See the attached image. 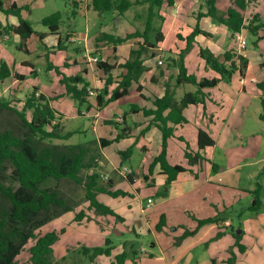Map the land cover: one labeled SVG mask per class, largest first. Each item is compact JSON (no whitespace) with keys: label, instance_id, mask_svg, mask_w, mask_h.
Instances as JSON below:
<instances>
[{"label":"crops","instance_id":"1","mask_svg":"<svg viewBox=\"0 0 264 264\" xmlns=\"http://www.w3.org/2000/svg\"><path fill=\"white\" fill-rule=\"evenodd\" d=\"M2 1L6 7L13 3L17 6H26L25 8L27 9L23 10L21 14L24 19L28 20L27 13L30 9V2L34 0ZM134 1L131 0V2H133L132 5L136 4ZM204 1L205 0H172L173 4L168 5L167 0H164L161 7L156 8L157 11L153 12L154 16L152 17V20L155 16L158 17V19H163L162 22L158 21L155 26H153L152 23V32L156 33V38L159 41L156 42V38L155 40L151 39L152 41H148L150 46L147 47L149 50L146 53L144 51L141 56L142 64L146 68V71L140 76L138 82L132 83L126 96L110 102L101 108L96 104V96L88 95L86 99L87 103L85 105L87 114L91 115L93 119L92 131L97 136L94 141L97 142L98 146V156L95 159L97 167L100 169L99 177H101L102 180L107 177L105 181L109 182V186H106L108 190L112 192L121 191L125 194L124 196L111 197L104 193H98L97 199L99 202L112 209L120 218L115 219L126 228H129L136 237H141L145 233L152 234L155 239V242L151 243L152 248L160 246L154 234L153 226L155 225L153 224L158 222L157 214L159 216L161 211H157L156 213L153 212V214L150 211H154L157 206L167 203L171 198H180L183 201V208H188V206L193 208L196 206L204 207L207 204V185L220 175L215 173L212 176L210 169L213 170V164H210L211 168L205 167L203 169V159L190 165L185 157L186 146L188 147V152L191 153L192 156L196 153L202 156L201 153L204 149L213 148L222 140V137H225L224 134L227 127L231 125L242 126L244 120L247 118L251 102L257 99L260 103L262 97V92L257 87V84L264 82V38L257 43L256 47H253L251 44L253 38L249 45L247 39L248 33L245 29H242L241 34L245 37L248 45L244 49H240L238 47V42L234 38V34H231L224 25L215 24L209 17L203 15L206 13ZM232 2L233 0H219L217 5L219 12H225L228 7L231 6ZM245 3V9L242 12L244 22L250 21L254 15H259L264 21V0H245ZM0 24L3 26L6 24L17 25L18 22L13 16L7 17L3 13H0ZM197 26L200 30L206 32L208 36H196L190 49L184 54L183 65L188 75L192 74L196 76L198 80L219 77L218 74L206 66L204 60L200 57V48H207L221 62L224 59V54H228L231 56L230 61H233L237 68H239L240 64L238 56L242 55L248 59V65L243 76H241L237 70L232 75L229 82L220 81L217 86L213 88L203 89V102L196 105H189L183 109L182 113L187 120L186 123L181 125L168 124L170 127L174 128V136L168 138L166 142V159L170 165L182 166L186 171L176 175L175 179L169 185L166 195H159L165 184L166 176L162 174L159 164L153 166L151 171L149 167L161 150L162 134L156 126L151 125L153 116H147L143 111L154 108L153 101L155 98L164 95L166 84L169 85L174 92V99L176 102H179L186 93H194L196 91V87L190 84L175 85V79L179 72V54L187 46L186 38ZM59 30L57 34H52L49 31L41 32L43 35L41 41L35 34L24 42L15 34L3 35L0 37V61L5 62L10 70V76L0 81L2 92L0 96L2 95L6 101L10 100L11 97H16L15 99L20 105L17 109L21 110L25 96L29 94L33 88H37V94L42 95L56 111V114L59 116L58 122L64 129V125L69 116L65 113L67 109L61 107L57 102L63 97L69 98L72 101L74 100L65 94L64 85L63 93L56 97H47L36 85H32L31 87L27 84L24 86L25 79L21 81L15 77L16 75L25 77V69L27 68L34 77L39 75L40 72L31 68L32 66L29 65L26 60L19 58L16 53L23 52L24 54H30V50L26 47V42L31 38L37 39L47 50L46 54H40L47 59V71H54L56 77L60 78L61 76L56 73L55 68H58L59 72L62 74H64V69H72L68 71V75H64L66 77L81 76L87 83L86 89H92L98 94L105 85L107 75L103 70L97 67V61H103L109 65H114V68L110 71L112 76V84L108 88V92H110L116 87L120 75L123 72L118 66L128 60L130 51L136 49L137 46L141 45L143 42L140 41L141 39L139 38H130L120 44L113 45L106 40H99L98 38L102 34L90 39L87 38L86 34L80 36L70 29L66 32L64 40L68 44H80V41H82V46L79 45L75 47V52L80 54V58L78 60L68 57L62 64H55L51 61L50 56L54 55L55 51H61L65 48ZM134 31L130 30L122 36L114 37L124 38L127 34H131ZM172 36L174 38V47H166L167 38ZM16 43L20 44L17 45ZM152 45L155 47H152ZM94 58H96V62L93 61ZM230 61H227L226 64L228 65ZM159 62H161V64H159ZM53 80L54 79H52V81ZM139 85L141 88L140 91H138ZM78 87L80 88L81 85H78ZM18 88L20 90L23 88L24 92H16ZM108 96H106L105 99H107ZM126 100L128 102L127 110L116 106ZM56 104L59 105V108ZM260 112L259 109L258 119ZM167 113L168 110L164 112V115ZM77 114L81 116L85 115L82 112H77ZM107 126L112 127V129L110 128L109 130ZM121 128H126L129 131L127 137L105 147L99 146L98 141L100 138L106 140L114 139ZM199 130L204 131L214 141V146L206 147L202 150L199 149ZM104 131L108 133L107 137L103 135ZM74 134L78 133L74 132ZM130 149L131 154L127 156L122 157L118 154L120 152L126 153ZM139 153L141 156L134 163V159ZM131 162H133L134 165H132ZM124 167L128 168L131 172L130 175H133L132 178L129 177L130 175L124 177L120 174V169ZM199 171L202 172L201 176ZM225 171H228V169ZM128 178H130V180ZM221 184L225 186L224 183ZM155 196L159 197V201H154ZM148 200L151 201V205L146 207ZM208 212L210 215H208L207 218L214 217L213 211L208 210ZM69 214L70 213L67 212V215ZM71 217L72 218L66 216V213H64L60 217L50 221V223H56L53 231L44 232L42 228L46 225L45 224L38 230V233L57 232L61 229H63L65 233L67 230V228L65 229V223H67L71 232L72 229L75 230V232L68 234L69 242L64 245L65 248L71 245L75 246L76 244H81L85 247H95V243L100 239H103L105 242L107 237L105 238V236L101 234L99 228H92L93 226L88 224L86 227L78 225L79 222H76L75 219L73 220V216ZM164 217L166 220V216ZM192 217L193 220H198L197 217ZM64 218H66V221L63 225L62 221ZM203 219H206V217ZM177 225L181 226V235L179 238L183 236L185 231H193L196 228V226L194 228L192 227L193 224H183L182 222L177 223ZM204 226H202L196 234L184 238L178 244H176L178 239L172 241L160 258L153 259L154 255L152 253L146 254V252H144L143 254L148 255L152 260L162 261L160 264H190L194 262V260L189 252H191L190 249L195 245L196 241L206 239L210 234L218 230L219 227L224 231L231 227L229 221L225 218L220 220V224H208ZM157 233L161 232L157 231ZM224 240L228 241V236H225ZM58 241L52 248L53 257L56 260H59L58 258L64 255L63 247L56 248ZM112 246L111 256H99L94 260L93 264H110L116 255L125 252L124 250H120V248H116L113 242ZM224 251L225 250L222 249L220 252ZM209 253L210 254H207L208 259L213 258L211 263L206 258L204 262L199 263L197 258L195 259V264H214V259L220 258L217 256L216 252ZM140 256L142 257V255ZM27 260L28 258L25 264H28ZM125 264H128L127 259Z\"/></svg>","mask_w":264,"mask_h":264},{"label":"trees","instance_id":"2","mask_svg":"<svg viewBox=\"0 0 264 264\" xmlns=\"http://www.w3.org/2000/svg\"><path fill=\"white\" fill-rule=\"evenodd\" d=\"M164 0H147L149 3V16L143 31L136 30L131 34H127L124 38H115L112 35L102 34L98 39L106 40L113 45L120 44L130 38H139L142 44L136 49L130 51L129 59L118 67L123 70L120 79L114 89L108 92L109 86L112 84V76L110 71L114 65H109L103 61H97L96 65L107 75L103 89L96 96V104L98 107L116 101L129 92V88L133 82H138L140 76L146 71L142 64L141 56L145 51L143 44L149 45V34L152 32L153 8H160ZM219 0H205L206 13L203 15L209 17L213 23L224 25L231 33L241 32L245 29L253 38L252 46L256 47L257 43L264 38V21L259 15H254L248 22H244L242 12L245 9V0H233L228 9L220 13L218 10ZM138 4L140 2H137ZM168 5H172V0H167ZM74 9L78 8V2H71ZM131 0H92L91 7L99 14L109 11H115L118 15H123L131 6ZM26 7V6H25ZM24 6H17L15 3L5 6L0 0V13L13 16L16 18L17 25H1L0 37L3 35H18L22 42L27 40L33 34L42 40V34L34 31L29 20L24 19L22 11L27 9ZM75 16V12L72 14ZM62 21V13L54 12L41 20L43 26L48 28L52 34H57L60 23ZM198 35L208 36L206 32L200 30L197 26L186 38L187 46L179 54V72L175 79V85L190 84L196 87L194 93H186L179 102L174 99V92L169 85H165V92L162 97L155 98L153 101L154 108L144 110L147 116L152 115V124L156 126L162 134V145L159 154L154 158L149 170L156 164L160 165L162 174L166 176L165 184L159 195H166L169 185L175 179L176 175L186 171L184 167L172 166L166 159V142L168 138L174 136V128L168 124L181 125L187 122L182 111L189 105L202 103L204 94L202 90L205 88H213L220 81L229 82L235 71H239L243 76L248 59L244 56H238L239 68L236 67L231 56L224 54L223 61H219L214 54L207 48H200L199 55L204 60L206 66L218 74V78L198 80L196 76L187 74L183 65L184 54L190 49L194 38ZM156 42L159 41L155 40ZM155 42V43H156ZM152 47H155L152 45ZM230 61L227 65L226 62ZM51 68L50 66H48ZM58 75L61 76L60 83L65 87V94L70 96L79 105L87 103V83L81 76L66 77L55 68ZM10 76V70L7 64L0 61V81ZM17 79L23 81L24 76L16 75ZM78 85H81L79 88ZM257 87L262 92L260 100L261 112L259 119L264 122V82L258 83ZM140 85L138 91H140ZM109 95V96H108ZM108 96L107 99L105 97ZM11 110L19 118L20 124L24 129L23 133L16 134L11 130H0V264H17V258L21 256L25 246L32 241L28 247V264H63L67 258L56 260L53 257V245L58 241L59 234L57 232H48L44 234L38 233V230L50 222L51 220L61 216L66 212L73 211L72 206L68 205L66 200L61 197L55 188L47 186L48 180L62 181L69 180L77 185H81L85 189V200L88 202V209L93 210L100 216H112L120 219L112 209L97 199L98 193H104L111 197L124 196L121 191L112 192L106 188L109 182L103 186L98 183L99 175L94 172L86 174L85 179L81 177V172L90 170L96 159L91 157V147L89 143L76 145H55L44 144V141L52 142V140L67 141L74 132H64L62 125L58 122L59 116L56 111L49 105L48 101L40 94H37V88H33L27 94L23 101L21 110L12 107L11 100L4 103L0 102V110ZM168 113L164 115V112ZM28 111L31 113L30 119L27 118ZM129 135L126 128H121L114 139H99L100 147L111 145ZM183 140L182 138H179ZM214 146V141L202 130L198 131V147L200 150L206 147ZM120 156L131 154V149L126 153H118ZM185 157L190 165L197 163L203 157L196 153L192 156L188 152L186 146ZM215 170V165H212ZM133 175L129 177L132 178ZM130 178H128L130 180ZM253 194V200L249 210L257 212L260 208V186L257 187ZM85 217L84 212L76 213L74 219L76 222L81 221ZM218 216L197 220V226L193 231H185L183 236L176 241L178 244L184 238L193 236L204 225L218 224ZM165 225V217L162 216L160 222L156 226L157 231H161ZM113 246L110 239L106 238L104 246L83 247L82 252L77 256H82L93 263L99 256H111ZM242 250L243 247L240 246ZM74 258V257H73ZM66 259V260H65ZM127 254L125 252L116 255L110 264H125ZM78 259H73L71 264H78Z\"/></svg>","mask_w":264,"mask_h":264},{"label":"rangeland","instance_id":"3","mask_svg":"<svg viewBox=\"0 0 264 264\" xmlns=\"http://www.w3.org/2000/svg\"><path fill=\"white\" fill-rule=\"evenodd\" d=\"M72 1L78 2V8H73ZM91 1L34 0L30 2L27 18L31 22L33 29L38 33L48 31L41 23L44 17L57 11L62 13L59 34L62 37L65 48L61 51H55V54L50 56L53 63L62 64L68 57L79 60L80 54L75 52V47L82 46V41H80V44H68L64 40L66 32L70 29L80 36L86 34L87 38L90 39L104 33L113 36H122L130 30H144L150 7L149 3L146 2L147 0H132L136 4L132 5L123 15H118L115 11L99 14L92 9ZM137 2L140 3L137 4ZM156 8H153V12L157 11ZM73 12H75V16L72 15ZM162 20L155 16L152 20L153 26L158 21L162 22ZM149 35V41L151 39L155 40L156 33L151 32ZM247 39L250 45L252 37L248 35ZM16 44L19 45L20 43ZM173 44V36L167 38L165 46L171 47ZM26 47L30 50V54L17 52L18 54L16 53V55L26 60L32 66L31 68L38 70L40 73L34 77L30 74L28 68L25 69L24 86L27 84L31 87L32 85H36L47 97H56L62 94L64 88L59 82L61 77H56L54 71L49 72L46 70L47 59L41 56L47 52L44 46L37 39L31 38L26 42ZM143 47L145 48V53L148 52L149 48L147 45L143 44ZM165 54L168 55L167 53ZM70 70L72 69H64L63 73L68 75V71ZM52 79L54 80L52 81ZM22 89L20 90L18 88L16 92H24V89ZM0 93H2L1 88ZM15 98L11 97L10 100L12 107L17 109L20 105ZM0 102H6V99L2 95L0 96ZM57 103L67 109L65 113L69 116L64 125V131L77 132L78 134H74L67 141H44V144L76 145L89 143L91 147V153L89 155L96 158L98 156V146L94 140H96L97 136L92 131L93 119L91 115L87 114L86 105H79L77 102L64 97ZM58 104L56 106L59 108ZM116 106L127 110L128 102L127 100L122 101ZM259 109L261 111L259 100H253L243 125H231L227 127L224 134L225 137H222V140L216 146L204 149L201 153L203 156L202 168H211L210 164H213L216 169H210L212 176L215 173L220 174L218 178H214L207 185V204L204 207L196 206L193 208L188 206V208H183V201L180 198H171L167 203H163L157 206L154 211H150L152 214L153 212L161 211L159 216L157 214L158 222L153 224L155 225L153 226L154 234L160 246L151 247V243L155 242L152 234L145 233L141 237H136L129 228L122 225L115 217L100 216L93 210L88 209V202L85 200V189L83 186L77 185L69 180L59 182L48 180L46 185L55 188L58 194L66 200L67 204L72 206L73 211L69 212L72 215H67L66 212V216L70 218L73 216L74 220L76 213L80 211L84 212L85 217L79 221L78 225L86 227L88 224L93 226L92 228H99L101 234L105 238L110 239L116 248L125 251L128 264H160L162 261L152 260V258L143 253H152L154 255L153 259L160 258L170 243L179 239L181 235V226H178L177 223L193 224L192 227L194 228L197 226V220H193L192 216L197 217L198 220H202L204 217L207 218L210 215L208 210L213 211V216H218V224H220L221 219L225 218L229 221L231 227L225 231L219 227L218 230L214 231L206 239L196 241L195 245L190 249L191 252H189L194 260L190 264H195V259L197 258L199 263L204 262L205 258L211 263L213 258L208 259L207 254H210L209 252H216L217 256L220 257L214 259V264H264V122L258 119ZM77 112H82L85 115H78ZM30 117L31 113L28 111L27 118L30 119ZM107 128L109 130L110 128L112 129L110 126H107ZM6 129L20 135L24 131L18 116L13 111L1 109L0 130L3 131ZM103 135L107 137L108 133L104 131ZM140 156L141 154L139 153L134 159V163ZM134 163L131 162L132 165ZM226 169L228 171H225ZM94 172L98 175L100 173L97 163H94V166L90 170L82 171L81 177L85 179L86 174H92ZM201 173L199 171L200 176ZM105 182L104 179L102 180L99 177L98 183L105 185ZM221 183H224L225 186ZM258 186H260L261 205L257 212H253L249 210L253 200V194L251 192L257 189ZM154 201H159V197L155 196ZM163 215L166 216L165 228L163 227L159 231L161 233H157L156 226ZM65 221L66 218L62 221L63 225ZM55 226L56 223L49 222L42 230L44 232L53 231ZM68 227V224L65 223V229L67 228L66 232L64 233L63 229L57 231L60 235L56 248L63 247L64 251V255L58 259L61 260L63 257H66V263L64 262L63 264H71L73 259H78V264H93L89 263L86 258L77 256L79 252H82L83 247H85L84 245L76 244L75 246L64 247L69 242L68 234L75 232L73 229L71 232V229ZM225 236H228V241L224 240ZM32 243L30 241L25 246L21 256L17 259V264H25L28 258L27 249ZM95 245L104 246V240L100 239ZM240 246L243 247L242 250ZM222 249L225 251L220 252Z\"/></svg>","mask_w":264,"mask_h":264},{"label":"built area","instance_id":"4","mask_svg":"<svg viewBox=\"0 0 264 264\" xmlns=\"http://www.w3.org/2000/svg\"><path fill=\"white\" fill-rule=\"evenodd\" d=\"M234 38L236 39V41L238 42V47L240 49H244L246 46H247V41L245 39L244 36H242L241 32H237V33H234ZM94 62H96V58L93 59ZM159 64H161V62H159ZM88 95L89 96H97V93L92 90V89H88ZM120 174H122L124 177H127L128 175H130V171L128 170V168L124 167L122 169H120ZM104 180H107V177L104 178ZM151 205V201L148 200L147 203H146V207H149Z\"/></svg>","mask_w":264,"mask_h":264}]
</instances>
